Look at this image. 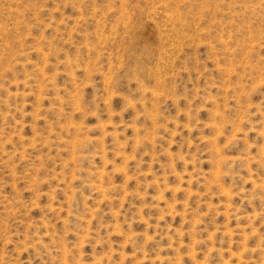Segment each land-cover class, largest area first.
<instances>
[{"label":"rangeland","instance_id":"1","mask_svg":"<svg viewBox=\"0 0 264 264\" xmlns=\"http://www.w3.org/2000/svg\"><path fill=\"white\" fill-rule=\"evenodd\" d=\"M0 264H264V0H0Z\"/></svg>","mask_w":264,"mask_h":264}]
</instances>
